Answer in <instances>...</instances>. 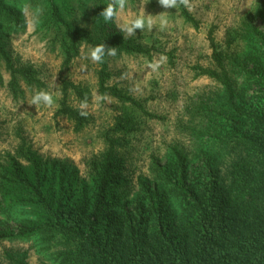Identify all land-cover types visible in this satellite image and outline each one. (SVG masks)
Returning <instances> with one entry per match:
<instances>
[{
    "label": "trees",
    "instance_id": "trees-1",
    "mask_svg": "<svg viewBox=\"0 0 264 264\" xmlns=\"http://www.w3.org/2000/svg\"><path fill=\"white\" fill-rule=\"evenodd\" d=\"M42 1L49 5L43 24L46 36L62 51L65 65L79 57L83 46L103 44L100 93L150 119H163L142 101L109 85V49L147 55L151 49L113 36L98 37L69 22L74 10L70 0H30L34 7ZM94 1L101 3L102 11L107 7L104 0ZM176 7L187 23L200 27L183 0H177ZM16 26H23L22 13L10 0H0V63L10 72L11 87L17 91L20 79L41 87L37 71L15 67L6 49V38ZM209 42L219 71L195 69L198 77L214 80L222 91L212 105L200 110L201 123L191 135L198 150L174 146L155 170L151 185L140 186L135 209L119 180L115 154L121 140L110 137L130 134L126 126L117 125L107 133L108 151L94 167L91 181L70 183L67 171L49 175V166L31 150L22 154L28 167L10 156L6 165H0L2 208H23L31 214L17 230L0 229V242L34 240L54 264H264V66L243 70L239 86L224 68L226 57L213 29ZM62 91L58 114L80 132L89 116L69 104V91L81 102H88V94L65 81ZM15 264L25 263L17 259Z\"/></svg>",
    "mask_w": 264,
    "mask_h": 264
},
{
    "label": "rangeland",
    "instance_id": "rangeland-1",
    "mask_svg": "<svg viewBox=\"0 0 264 264\" xmlns=\"http://www.w3.org/2000/svg\"><path fill=\"white\" fill-rule=\"evenodd\" d=\"M104 1L107 6L111 2ZM10 3L22 13L23 26H16L8 34L6 49L15 67L37 71L42 86H29L20 79V88L14 91L10 72L3 61L0 63V165H6L12 156L28 167L22 154L31 150L49 166V175L54 170L67 171L71 173L70 183L91 181L94 167L108 151L107 133L117 125L126 126L130 134L112 133L110 137L121 140L115 160L124 194L128 193L134 209L140 202V186L151 185L155 170L174 146L198 150L191 135L197 134L195 129L201 123L200 110L212 105L222 91L214 80L198 77L195 69L219 71L212 59L210 30L226 57L225 70L239 86L243 70L264 66V0H186L190 13L200 23L198 29L183 19L177 7L165 8L159 0H125L121 14L109 21L100 15L98 1L70 0L74 10L73 17L67 18L69 22L98 37L113 36L151 49V55L110 54L108 61L112 76L109 85L142 101L150 113L163 118L150 119L110 94L100 93L99 62L87 56L91 47L83 46L79 57L70 65L64 64L62 51L54 47L43 27L47 1L38 7L30 0ZM137 16L152 23L128 33L122 26ZM161 16L167 18L163 25ZM161 57L163 62L153 70L149 65ZM64 81L80 86L89 97L84 109L89 123L80 132L74 130L73 122L58 114ZM39 90L52 92L54 104L30 105ZM80 103L69 91V104L81 111ZM30 214L23 208L3 209L0 199V229L17 230ZM48 254L34 240L0 242V264H15L17 259L25 264H54Z\"/></svg>",
    "mask_w": 264,
    "mask_h": 264
},
{
    "label": "clouds",
    "instance_id": "clouds-1",
    "mask_svg": "<svg viewBox=\"0 0 264 264\" xmlns=\"http://www.w3.org/2000/svg\"><path fill=\"white\" fill-rule=\"evenodd\" d=\"M183 2L186 3V0H183ZM159 3L162 4L165 8H171L177 6V0H159ZM125 8V0H111V2L108 3V6L103 9V11L100 13L101 16H103L105 21H109L114 16H119L122 12V10ZM166 17L161 16L160 21L163 25L166 23ZM34 23H37V21L34 19ZM145 23H148L149 25L152 23V21L149 19L148 21H145L143 16H137L135 19L131 21H126L125 24L122 26V28L126 29L128 33H132L135 28H144ZM111 55L116 54V49L111 48L108 50ZM88 58L93 62H102L104 58V45L100 44L97 45L89 50L87 53ZM164 60V57H161L160 61L153 62L149 66L155 70L159 67V64L162 63ZM100 99V98H98ZM55 102L54 95L52 92L47 90H39L34 93V95L31 97L30 105H45V106H51ZM87 107V101H82L79 105L80 108V115L87 116L88 112L85 111Z\"/></svg>",
    "mask_w": 264,
    "mask_h": 264
}]
</instances>
